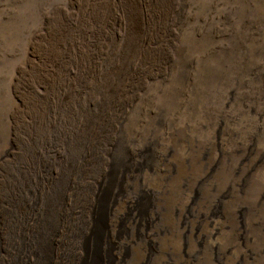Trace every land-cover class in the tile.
<instances>
[{
    "label": "rangeland",
    "instance_id": "obj_1",
    "mask_svg": "<svg viewBox=\"0 0 264 264\" xmlns=\"http://www.w3.org/2000/svg\"><path fill=\"white\" fill-rule=\"evenodd\" d=\"M46 237L264 264V0H0V264Z\"/></svg>",
    "mask_w": 264,
    "mask_h": 264
},
{
    "label": "bare ground",
    "instance_id": "obj_2",
    "mask_svg": "<svg viewBox=\"0 0 264 264\" xmlns=\"http://www.w3.org/2000/svg\"><path fill=\"white\" fill-rule=\"evenodd\" d=\"M82 127V126H81ZM89 127V126H88ZM84 128V127H83ZM89 129V128H88ZM86 131V130H85ZM82 132V131H81ZM84 134V133H83ZM86 137V136H85ZM82 138V136H81ZM84 138V137H83ZM82 138V139H83ZM80 141V140H79ZM83 141V140H82ZM47 215V214H46ZM47 227V226H46ZM42 235V234H41ZM41 237V236H39ZM39 241V240H38ZM41 241V239H40ZM38 243V242H37ZM38 246V247H37ZM37 250H36V256L38 260V264H50L51 263V249H50V241L48 237L44 238L42 242H39L37 245ZM34 250V251H35ZM34 254V253H33ZM35 258V257H34ZM36 261V260H35ZM37 262V261H36Z\"/></svg>",
    "mask_w": 264,
    "mask_h": 264
}]
</instances>
